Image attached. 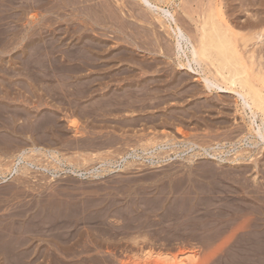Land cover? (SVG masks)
<instances>
[{"label":"rangeland","instance_id":"374dc122","mask_svg":"<svg viewBox=\"0 0 264 264\" xmlns=\"http://www.w3.org/2000/svg\"><path fill=\"white\" fill-rule=\"evenodd\" d=\"M42 1L45 2L41 4L40 2ZM110 1L111 2L109 3L116 6L118 10L121 6L125 5L124 8L130 13L133 11L129 7L133 4L137 5V3H139L137 5L138 9L140 5L142 8L140 0H123L124 2L121 0ZM211 1L175 0L174 5L177 8V18L184 24L186 13L197 15L199 11L201 12L203 8L209 7L216 0L213 2ZM226 1L229 14L232 13V10L234 9L233 7L237 6L238 3V5L242 4L238 0ZM255 1L257 3L261 2L259 4H262V7L264 8V0H253L251 3L256 4ZM0 2V7L4 4L2 7L3 10H5H0V31L2 33L5 30L10 31H5L4 34L0 32L2 35H0V88L3 87L1 88L2 94L10 92L8 93L10 96L6 93L9 97L6 96L5 98L3 95L6 94L2 95L0 92V95L3 98L0 99H2V102L7 103L5 105V112L8 111L3 113V115L10 116V119H7V117L5 118L9 124L11 122V125L13 124L12 127L11 125L10 127H7L9 124L7 123V125H5L3 123L5 120L4 116H0L2 119H0V122H2V125L0 124V136L3 135V138H5V135L8 136L6 133H10L11 135L9 134V136L12 138L10 143L8 141L7 143H5L6 141H4L3 144L0 143L2 144L0 147V239L2 238L4 240L5 237L4 242L6 241V243H8L9 241V246L11 245L14 252L26 249H28L29 252L30 249L33 250L35 252L33 255H36L37 257L36 264H48L49 262H51L50 264H157L154 259L145 258L144 254L148 249L151 251H169L172 253L187 252L189 258L184 264H244L240 251H238L239 248H236L234 245V242H236L234 241L236 240L234 238H237L240 232H237L239 234L236 233L237 235H235L236 237H234L233 240L230 238L231 231L234 229L233 227L235 225H241L242 222L239 223L240 221L247 219L245 216L253 217L250 215L252 207L255 208L256 212L263 210L260 211L261 214L260 212H254L253 214L256 215L259 213L260 217L262 216L261 220L264 219V200L262 201L261 199L262 197L264 199V190H262L264 187V184L262 185L264 182V175L261 177L262 173H264V166L261 165L262 171H260L261 173H258V182H260V184H256L253 176L255 174L254 169L250 168L253 166L252 158L254 157H250L251 155H256V157L259 156L258 159L262 162L261 164H263L264 144H260V146L257 145V147L255 146L256 144L252 145L251 140H254V138L249 134H247V136L251 139H247L248 141L244 140L243 143L238 142L247 132L246 129L249 124L248 122H250L249 120L252 115L250 110L246 111L240 108V106H237L236 98H234L232 93L217 90H213L209 93L206 92L205 88L201 86L202 84L198 83L199 79L192 77L193 73H188L189 79L186 83L187 87L183 86L185 92L181 89L182 92L180 91V94H182L179 98H176L179 96V93L178 95H173V99L170 95V97H162V101L160 99L161 97H159L160 100L158 98H154V100H152L153 98H149V100H147L149 104L139 106V109L137 110L133 108L135 112L134 110L133 112H128L127 109L123 108L124 105H118L123 109L119 111L117 109L115 111L116 106L114 107L113 105L111 107L107 106L109 107V112H112V110H110L113 109L112 107L115 108V113L112 112V114L104 112L105 110L102 109L101 106L96 108L97 110L94 109L97 114L93 112V117L92 115H89V117L83 116L81 115V111L80 116L72 115L69 107V104L71 105V103L70 101H67L64 93V91L68 89L71 91L72 87L66 86L67 89H65V80H63V76H61L62 72H59L60 74L58 73L59 75H56L58 77H54L56 73H54V75L53 73H50L52 72L51 70H53L51 64L52 59L50 58L51 53L49 52L51 36H47V40L49 38L47 42V48L49 50L46 51L49 53L46 54V51H44L43 53L45 54L43 55L46 56L39 55L40 57H38V54L30 47L31 50L27 48L30 43L29 40L26 39L22 41L20 39H11L9 37V35L14 32L16 33L18 30H20V32L27 30L31 19H34L35 17H40V19L42 18L46 21H48L47 19L50 21L54 20L55 17H57V12H51L52 10L49 9L54 6L56 0H7L6 3L5 0H1ZM102 2L106 1L102 0ZM6 4L7 6H5ZM39 4L41 6H39ZM101 4L104 5V3ZM43 5L44 7H42ZM134 5L133 7H135V9L133 10L140 12L141 9L137 11L138 9ZM229 7L231 8L229 9ZM170 8L173 10L172 5ZM87 9L90 13L91 10L89 9V6ZM57 11L64 14L66 12L65 15L67 17V13H72V15L76 13V11L73 12V10L69 8H67V11L63 9ZM248 14L249 13L245 11L243 18L245 19ZM2 15L4 17L5 15L8 16V19L6 17L4 18ZM72 15H70V17H73ZM58 24L63 26V24L66 23L65 20L62 19L57 21L56 25ZM75 27L76 26L73 25V28ZM104 29V27L99 28V30L97 28L99 33L101 31V35L95 33L96 36L103 40H109L111 37H109L108 34L115 33L113 41L118 43L119 39L116 40V35L117 37L121 35L114 31L112 33V28V30L105 29L108 30V32ZM93 34V32H89L90 36H93ZM4 35L8 36L4 38ZM103 44L105 45V43ZM118 50H121V48ZM20 52L22 54H19ZM59 54L60 51L56 52L54 55L59 56ZM60 55L59 60L61 61L62 59L65 61L66 59H63V55ZM141 58L145 59V57ZM76 62H78V60H73L71 63L75 64ZM117 63L119 62L117 61ZM131 64L132 63L130 62L128 65L130 66V70L132 69L133 71L135 69V71L137 70L140 72L136 74L138 77L136 75H131L124 80L122 79L124 77L119 73V75L117 74L119 80L115 75L113 77H116V80L114 82H110L109 80L107 84L109 86L113 85L114 87H120L119 84L121 83V85L125 87L127 85V80L128 82L134 81L131 83V85H134V88L135 85L136 88L139 84L142 85V82L144 84L146 80L140 79V69ZM122 65V63H119L114 67L107 69L108 74L112 69L115 70L117 68L119 70ZM88 69V71H92L87 72V69H83L85 70L83 71L84 73L81 72L80 74H84L85 76L90 75L91 77H93L92 74L94 76L97 75L95 78H102L101 80L103 83H106L108 78H112V75L109 74V77H105L106 80L104 79L103 74H106L105 70L97 71L98 68ZM10 70L13 71L14 74H11ZM46 70L50 72L48 73ZM118 70L117 72H121V69ZM32 73H40L43 76L48 74V77H42V84L46 87L47 85H49L48 87L51 85L56 86L57 90H55V92L57 91V94L61 92L63 93L58 96L54 94V92L55 99H51V95L48 92V94H43L45 92L42 89V91H40V89H38L39 87H36L37 85H32L33 89L31 88V84H29L30 86L28 85L29 88L25 87L26 82H31L29 76H31ZM50 74L53 75L52 77H54L55 80L49 79L52 78ZM80 74L75 73L74 76ZM148 74L149 73L145 75ZM134 76L135 78H132ZM142 76L144 77V75ZM95 78H91L94 79V82L96 81L94 87L99 89L102 85L101 90L104 92L100 89H97L93 93L89 91V95L87 94L86 97L88 99L90 98V100L92 99V95L97 91L98 92L95 96L103 97L108 93L107 91L112 88H106L105 86L104 89L103 85L105 84L100 82V80H95ZM124 81H126V83ZM138 82L139 84H137ZM5 83L8 84V87H6ZM195 84H197L200 89L196 91V94L194 93L192 95L191 89L194 88ZM43 85L42 87H44ZM58 85L59 88L57 87ZM9 87L10 89L11 87L14 88V90L8 89ZM184 87L187 90H185ZM27 88L30 90H27ZM62 88L65 90H62ZM76 88V86L72 88L73 93L74 90L80 89ZM37 90L39 91L38 93ZM189 90L190 93L186 92ZM29 91L31 92L32 97ZM144 91L145 90H141L142 93ZM11 93H14L15 95L12 96ZM34 93L37 97L38 94H42L45 97L47 104L37 106L39 104L37 102L35 105L36 101L39 99L42 100L44 97L42 96V99L35 98ZM80 93L81 90H78V95H80ZM85 94L86 93H83V96ZM184 94L186 96H184ZM60 95L61 98L59 100ZM70 95L71 94L69 93L67 96L69 97L68 100L71 99ZM11 96L14 98L12 99ZM62 96H64L65 99H62ZM47 97L50 98L48 99ZM86 97L84 99L82 97V101H87L88 99ZM32 99H35L36 101L34 100L33 102L31 101ZM56 99L63 104L59 105V102H57ZM10 101H13V103ZM55 102L57 103L55 104ZM83 103L86 104V102ZM137 103L133 104L137 105ZM65 104H68V106ZM21 106H23L24 110L26 108L27 110H30H25V112H27L25 114L24 111H21L22 109L19 108ZM15 107H18V110L14 109ZM107 107H105V109ZM238 108L241 109V112L243 111L244 118H241L240 113L237 112ZM36 109L37 112L35 111ZM31 110L33 115L30 113ZM40 111L42 112L40 113ZM96 111H98L99 114L101 112V114L99 115ZM33 112L36 113L34 114ZM52 112H56L55 117L58 119L56 120L59 121V124L56 123L58 126L54 123L55 117ZM14 113L16 115H14ZM171 113L173 117L169 115L170 117H168L171 118L169 119L167 114ZM44 114L49 115H47L48 117H45ZM113 114L115 115L113 116ZM30 115L32 120L29 119ZM35 115L38 116V118ZM51 115L54 118L51 117ZM59 115H61V117ZM71 116L76 117L80 121L79 126L81 131L79 133H76L75 129L69 124ZM39 118L40 122L43 118V122L48 120L47 118H52L54 121L53 123L55 124L53 125V123H51V126L49 125L50 123L47 124L44 129V135H42L43 133L41 134L42 136L37 135L32 130L33 124L31 122L36 124V121ZM103 118H106L109 121L107 124L99 123L98 126L95 120H104ZM13 120H15V122ZM257 120L260 122V117H257ZM7 121L4 122L6 123ZM17 127L18 129H16ZM59 127H61L62 130ZM4 128L7 129L5 130ZM178 128H182L184 134H179L177 131ZM53 130H59L61 134H59L58 131H56L57 133L52 132ZM163 130L168 132L170 136L169 143L165 144L166 149L163 150V148H157L153 151L150 150L149 153L143 151L140 146L146 144L145 142H151L152 138L157 139L158 142H164L168 139V137L165 138L167 135ZM48 132H51L50 134H58V137L60 135V138L54 134L49 135ZM112 133L114 135H111ZM228 133L232 134V136ZM34 134L37 136H34ZM96 135L97 138L95 139L94 136ZM104 135L106 137H104ZM33 136L36 140L42 138V141L37 140V142L40 143L41 146H43L42 144L44 143L43 147L45 149L57 148L56 150H58L60 147L61 150L59 149V153L56 154L59 157V160L54 159L53 161L52 158L44 157L42 162L41 160H37V165L36 162H34V165H31L27 162V159H30L28 156L25 161H17L16 159L19 155L18 152L21 150H26V152L29 150L30 152L27 153L33 154V152H31V147L33 145L29 147L32 143L31 137ZM111 136H115L116 138L113 143H109L110 140L107 138ZM44 137H47L45 141ZM20 138H22V141L24 140L23 143L28 141L29 146L27 143L23 144L24 147L20 144V146L15 145L14 140H20ZM149 138L150 141H147ZM48 140L51 142L49 143ZM80 140L84 142L82 145H80ZM90 140L93 142H90ZM98 140H102V142H98ZM106 140H108V142ZM86 141H89L87 145ZM96 142L98 143L97 145ZM105 142H107V145H105ZM108 144H110V146H108ZM7 145L10 146L7 147ZM12 145L13 147H11ZM45 145L47 146L45 147ZM85 145L86 147L83 149L82 146ZM15 146L16 148H14ZM91 147L94 149H91ZM133 147L136 148L133 150ZM252 148L254 149L251 150V152L244 151L245 149L250 150ZM242 151L244 156L241 158V161L243 162L247 160L243 162L245 165L243 166L244 168L242 165L232 164L228 160ZM252 151L255 152L253 153ZM81 153L86 155L88 160L85 159L84 162L78 164L75 157ZM109 155L113 157H111L113 161L112 163L108 162L107 164L106 161V163L101 162ZM260 157H262L261 160ZM72 161L77 162L76 165H72ZM44 163H48L47 167H45L46 165L41 166V164L43 165ZM205 164L206 166L208 165V167L214 165L212 167H214V169L217 168L215 169V172H217L219 177L216 174H211L208 167H205ZM228 165L232 168L230 167L231 169H228ZM249 165L251 166L247 167ZM239 166L243 170L245 167V170H247V168L250 169L243 175L244 172L242 170L240 171ZM226 169H228V171ZM233 169L237 173H232L231 171H234ZM238 178H240V183L242 184H244L243 181L247 179L246 181L249 183L254 182L252 183L253 185L251 184L253 187H261V189L258 187L256 188V190L260 189L258 190L259 192L255 190L258 194L252 191L255 188L252 189L250 184L248 186L252 190L249 187L248 189H244L243 187L245 186L238 183ZM213 185H216V188H214L216 190L212 191V187H214ZM204 187L206 188L204 189ZM206 189L209 191H204ZM249 190L251 191L249 192ZM252 192L256 194L257 198H254L255 194ZM257 195L260 198H258ZM227 205H229V208ZM244 207L247 209L244 210ZM234 209L236 211H234ZM15 236H19L22 240L19 237L18 240ZM227 237L230 241L226 239ZM11 239L15 243H12ZM23 240H26V242ZM21 241L24 242V244L22 242L23 246H21ZM227 241L228 243H226ZM17 242L20 243V248L17 246L18 249L16 248V244L19 245ZM47 245L51 247H49V249L54 253L45 250L46 247H48ZM43 250L50 252L49 254L47 253V256L49 255V257L45 256L46 252ZM108 255H110L109 258ZM30 260L32 259L28 260L27 258L24 262L29 263L31 262ZM248 262L250 264L253 263L251 261H245L246 264H249Z\"/></svg>","mask_w":264,"mask_h":264},{"label":"bare ground","instance_id":"6f19581e","mask_svg":"<svg viewBox=\"0 0 264 264\" xmlns=\"http://www.w3.org/2000/svg\"><path fill=\"white\" fill-rule=\"evenodd\" d=\"M6 1L7 0H5V3H6ZM8 1H10V0H8ZM105 1L106 2H102V0H56V3L54 4V6H52L49 9V10H52L51 12H53V11L57 12L56 13L57 17H55L54 20L50 21L49 19H47L48 21H46L45 19H42V18L40 19V17H35L34 19H31L30 25H29L27 30L22 31V32H20V30H18V31L15 30L18 33L14 32L11 35H9L10 33L8 34L11 39H20L22 41H24L26 39L29 40L30 43L28 42L29 44H28L27 48L29 50H31V49L34 50V52L38 54V57L45 54V53H43L44 51L50 49L49 52L51 53V56L50 55H48V56H50V58L52 59L51 64H52L53 70H51L52 72H50L48 70H46V71L48 73L49 72L53 73V75H54V73H56L54 75V77L59 72H62L61 76H63V80H65V82H64L65 86L63 85L65 87V89H67L66 86H68V87L70 86L72 88L74 86H76L77 88H80V89H78L79 91L81 90L80 95H78V90H74V93H73L72 88H71V91H69V89L64 91L65 98H67V101H70V103H71V105L69 103L68 104H69L70 112L72 113V115H76V116L79 115L80 116V111H81V113H82L81 115L89 117V115H92L93 112L95 113L94 109L97 110L96 108H99L101 106H102V109L105 110L104 112L107 113V112H109V109H108L109 107H107V106L111 107L113 105H114V107L116 106L115 107L116 109L114 107H112L113 109H110V110H112V112H114V109H115V111L117 109L119 111V110H122L123 108L127 109L128 112H133L134 109L135 110L139 109V106L148 105L149 103L147 102V100H149V98L150 99L153 98L152 100H154V98L159 99V97H161L160 99L162 101V97L166 98V97L172 96V99H173V97L175 95H178V93H179V96L176 98H179V97H181L182 93L180 94V91H181V89H183V86L187 87L186 83L189 79L188 75L193 73L192 77L199 79L198 83L202 84L201 86L203 88H205L206 92L209 93L213 90H217V91L232 93L234 95V98H236L235 100H236L237 106H240V108H242L243 110H246V111L250 110L252 115H251L250 120H249L250 122H248L249 124H248V127L246 129L247 132L245 133V135L242 136V138L239 141L238 140L237 141L239 143L240 142L243 143L244 140L248 141L247 139H251V138H249V136H247V134H249L250 136H252L254 138V140H251L252 145L256 144L255 146L257 147V145L260 146V144H264V8L262 7V4H259L261 2L257 3L255 1L256 2V4H255V3H251V2H253V0H238L243 5L242 4L238 5L239 4L238 3L237 6L233 7L234 9L232 10V13L229 14L228 13L229 10L227 11V9H228L227 1L226 0H216L209 7L203 8L201 12L199 11L200 13L198 12L197 15L192 14V13L191 14L186 13L185 16H186V19H188V20L185 19V22L183 24L182 22H180V19L177 18V13H176L177 8L174 5L175 0H140L142 3V8L140 7L141 6L140 5L139 9H138L137 5L139 3H137V5L133 4L138 9L137 11H139L141 9L140 12H136V10H133V9H135V7H133V5H131L129 8L132 9V11H133L132 13H130L129 11L126 10V8H124L125 5L121 6V8L119 6L120 9L118 10L116 6L109 3V2H111L110 0H105ZM121 1H123V0H121ZM126 1H128V0H126ZM213 1H211V2H213ZM234 1H237V0H234ZM43 2H45V1H42L40 3L43 4ZM118 2H120V1H118ZM101 3H104V5ZM126 3H128V2H126ZM45 4H47V3H45ZM204 4H203V7H204ZM249 4H251V5H249ZM3 5L4 4H2V6ZM44 5L42 7H44ZM171 5L173 7V10L170 8ZM2 6L0 7V10H3ZM5 6H7V4ZM39 6H41V5L39 4ZM88 6H89V9L91 10L90 13H89V11H87ZM126 6H128V5H126ZM67 8L73 10V12L76 11V13H74V15H72V13L71 14L69 13L73 17H70V15L68 13H67V15H68V17H67L65 15L66 12L64 14V13L57 11V10L61 11V9L67 11ZM230 8L231 7H229V9ZM46 10H48V9H46ZM3 11H5V10H3ZM245 11H247L249 14L244 19L243 16H244ZM69 12H71V11H69ZM37 16H38V14H37ZM5 17L8 19V16L5 15ZM62 19L65 20V23L67 24V26H66V24H63V26L61 24L56 25L57 21L62 20ZM73 21H75V22H73ZM5 22H6V20H5ZM79 22H81V23H79ZM60 23H61V21H60ZM2 24H4V23H2ZM73 25H75L76 27L73 28ZM101 27H104L105 29H110V30L113 29L112 33H113V31L118 32V34L121 35L119 37H117V35H116V40L119 39L118 43L113 41V39L115 38V36H114L115 33L110 34V35L108 34V36L111 37V39H109V40L105 39L106 36L104 37L105 40L98 38V36H96L95 33H97L98 35H101V31H100V33L98 32L99 28H101ZM97 28H98V30H97ZM5 31H7V30H5ZM105 31L108 32V30H105ZM4 32L3 33L1 32V33L4 34ZM7 32H10V31H7ZM89 32H93L94 33L93 36H90L92 33L89 35ZM7 36H5L4 38H6ZM47 36H51L49 49L47 48V45H48L47 42L49 40V38L47 40ZM0 39H1V37H0ZM103 43H105V45ZM24 48H25V46H24ZM45 48H47V49H45ZM120 48H121V50H118ZM59 51H60V54L63 55V59L67 60V61L65 60L66 62L63 61L62 59H61V61L59 60V56H61L60 54H59V56L54 55L56 52H59ZM49 52L46 51V54ZM19 54H22V53L20 52ZM43 56H46V55H43ZM141 57H145V59H143ZM73 60H76V61L78 60V62L73 64V63H71ZM115 61H116V63H115ZM117 61L119 63L123 64L119 68V70L121 69V72H117V70H118L117 68L115 70L114 69L110 70L109 74L112 75V76L110 75L112 78H110V79L108 78L106 80L105 77L106 78L109 77L107 69L114 67L115 65L119 64V63H117ZM130 62L132 63L131 65H134L135 67L140 69V71H141V75L139 74L141 77L140 79H144V80H146V82L144 84L142 82V85L139 84V82H138L137 84H139V86L137 85L138 86L137 88H136V85H135V88H134V85H131V83L134 81L128 82V80H127V85L126 86L124 85L125 87H123L121 85V83L119 84L120 87H114L111 83L110 84L112 86H109L107 84V82H109V80H110V82L111 81L114 82L116 80L117 74L119 75V73L124 77V78H122L124 80H126L125 78L128 76L136 75V74L140 73L137 70L135 71V69L133 71H132V69L130 70V66H128L130 64ZM62 63H63V65H62ZM88 68H90V69L91 68H93V69L98 68L97 71L105 70L106 74L105 75L103 74V76H104V79L106 80V83H103V81L101 80L102 78H100V79H99V77L95 78V76H97V75L94 76L92 74L93 77H91L90 75L85 76L84 74L83 75L80 74L81 72L85 71L86 69H87V72L92 71V70L88 71L89 70ZM83 69H85V70H83ZM97 71H96V73H97ZM18 72H20V71H18ZM12 73L14 74L13 71H11V74ZM75 73H79L80 75L74 76ZM147 73H149L148 74L149 76L145 75ZM18 75H19V73H18ZM43 75H44V72H43ZM43 75H41L40 73H38V74L32 73V75L29 76L31 82H26L25 87H28L29 84H31V88H32V85H34V86L37 85L36 87L37 88L39 87L38 89H40V91L43 90L45 92V93H43V92H41V93H43V94L49 93L51 95L50 96L51 99H55L54 94L59 96V94L63 93V92H61V93L57 94L56 93L57 91L55 92V90H57L56 86L51 85L50 87H48L49 85H47V87H46L45 85H43L42 84V77H46L48 74H46L45 76H43ZM50 75H51V77L53 76L52 74H50ZM115 75H116V77H113ZM142 75H144V77ZM54 77L49 78V79L53 80ZM56 77H58V76H56ZM90 77L95 78V80H100V82L105 84V85H103L104 89H105V86H106V88L107 87H112V88L110 90H108L107 91L108 93H106V95H104L103 97L95 96V94L98 92L97 91L95 94L92 95V97L90 96L92 98L90 100V98L88 99L86 97L87 94L89 93V91L91 93H93L98 89V88L94 87V83H96V81L94 82V79H91ZM132 78H135V76ZM46 79H48V78H46ZM117 79H118V77H117ZM59 80H60V76H59ZM26 81H28V80H26ZM129 81H130V79H129ZM44 82H45V80H44ZM124 82L126 83V81H124ZM42 85L44 87H42ZM9 86H10V84H9ZM201 86H199V87H201ZM6 87H8V84H6ZM12 87H11V89L14 90V88H12ZM57 87L59 88V85ZM101 87H102V85H101ZM101 87H99L100 90H101ZM1 88H3V87H1ZM1 88H0V92L2 94ZM28 88H27V90H30ZM8 89H10V87ZM60 89H61V87H60ZM63 89L64 88H62V90ZM198 89H200V88H198L197 84H195L194 88L191 89L192 95L194 93L196 94V91H198ZM141 90L142 91L145 90V91L142 93ZM185 90H187V89L185 88ZM101 91H103V90H101ZM182 91H184V89ZM38 92L39 91L37 90V93ZM186 92L190 93V90L186 91ZM6 93H3V94H6ZM8 93H10V92H8ZM35 93H36V91H35ZM35 93H34V95H35ZM69 93L71 94L70 100H68L69 97H67L69 95ZM83 93H86L84 96L88 99L87 101H82V97H83V99L85 98L83 96ZM7 94L3 95L4 98L7 96ZM81 94H82V96H81ZM185 94H187V93H185ZM185 94H184V96H186ZM11 95L13 96L15 94L11 93ZM23 95H24V93H23ZM30 95H31V92H30ZM30 95H29V97H30ZM199 95H201V94H199ZM9 96H7V97H9ZM42 96H43L42 94H38V97L35 95V98L37 97V98L42 99ZM58 96H56V97H58ZM184 96H182V97H184ZM31 97H32V95H31ZM62 97H63L62 99H65L64 96H62ZM0 98H2L1 95H0ZM13 98L14 97H12V99ZM60 98H61V95L59 97V100H60ZM2 99H0V116H2L3 113H6L8 111L7 110L5 112V105L7 103L2 102ZM43 99L45 100V97ZM43 99L42 100L39 99L38 101H36L35 99H32L31 101L34 102V100H35L36 101L35 105L38 102L39 104L37 106H40V105L47 104L46 100L44 102ZM168 99L170 101H172L170 98H168ZM181 99H183V98H181ZM7 100H8V98H7ZM205 101H207V100H205ZM57 102H59V101L57 100ZM57 102H55V104ZM60 102L58 103L59 105L63 104ZM83 102H86V104H84ZM11 103H13V101ZM133 103H137V105H135ZM208 103H207V105L209 106ZM68 104H65V105L68 106ZM104 105H105V107H107L106 108L107 110L105 109ZM118 105H121V106L124 105V106H123V108H121ZM25 106H27V105H25ZM67 106H65V107H67ZM21 107H19V108L22 109L21 111H24L25 114L27 113V112H25V110L26 111L30 110V109L27 110V108L24 110L23 106H21ZM32 107H34V106H32ZM17 108L18 107H15L14 109H17ZM36 108H38V107H36ZM130 108H131V110H130ZM240 108L237 109V112L240 113L241 118H244L243 111L241 112ZM62 110H64V109H62ZM135 110H134V112H135ZM33 111H34V109H33ZM35 111L37 112V109ZM42 111H40V113ZM36 112H33V113L35 114ZM68 112H69V110H68ZM96 112H98V111H96ZM112 112H109V113L112 114ZM15 113H16V111H15ZM15 113H14V115L17 114V113L15 114ZM30 113H31V115H33L32 110ZM52 114H54V117H55L56 112L55 113L52 112ZM95 114H97V113H95ZM98 114H99V112H98ZM100 114H101V112H100ZM31 115L29 116L30 118L28 117L30 120H32ZM38 115H40V114H38ZM44 115H45V117H48L47 115H49V114H47V115L44 114ZM114 115L115 114H113V116ZM169 115H171V117H173L172 113L167 114V117ZM3 116H4V118L7 117V119H10V116L8 117V115L5 116V114H4ZM59 116L61 117V115H59ZM36 117L38 118V116H36ZM51 117H53V116L51 115ZM92 117H93V115H92ZM104 117H105V115H104ZM257 117H260V122H258ZM17 118H18V116H17ZM44 118H43V120H44ZM106 118L105 119L103 118L104 120H98L97 119V120H95V122H97V125L99 123L100 124L101 123L107 124V122L109 120H107L108 118L107 119ZM0 119H1V117H0ZM47 119L48 120L50 119V120L49 121L45 120L43 122V120L41 119L42 121L40 122L39 121L40 118H39L36 121V124L31 122L33 124V125L31 124L33 126V127L31 126L33 128L32 129L33 132L36 133L37 135H40V136L44 135L45 126L49 123H50L49 125L51 126L52 125L51 123L54 122L52 120V118H47ZM56 119L57 118L55 117V119H54L55 124L59 122V121H57L58 119L57 120ZM70 119H71L69 121L70 126L75 129L76 133H79L81 131L80 126H79V122H80L79 119H77L74 116H71ZM169 119H171V118H169ZM113 120H115V119H113ZM4 121H7L6 118ZM4 121H3V123L5 125H7L8 121L6 123ZM13 121L15 122V120H13ZM17 122H18V120H17ZM1 123L2 122H0V124ZM11 123L10 124L8 123L9 125H7V127L8 126L10 127ZM23 123H25V122H23ZM54 123H53V125H55ZM28 124H30V123H28ZM92 124H96V123H92ZM12 125H11V127H12ZM91 126H93V125H91ZM59 128L61 129V127H59ZM16 129H18V127ZM59 130H56V131H58L59 134H61L60 131L62 129L60 131ZM56 131L53 130L52 132H56ZM177 131L181 135L184 134V130L182 128H178ZM164 132L167 135V136H165V138L168 137V139L166 141L158 142L157 139L152 138L151 142H149V143L145 142L146 144L140 146L142 148V150L146 151L148 153L150 152V150L153 151L157 148L158 149L163 148V150H165L166 149L165 144L169 143L170 136H169L168 132H166V131H164ZM22 133H23V131H22ZM48 133H49V135L54 134V133L50 134L51 132H48ZM6 134H8V136L5 135V138H3V135L0 136V143L3 144L4 141H6L5 143H7V141L10 143V141H12L11 136H9L10 133H6ZM228 134L232 136V134H230V133H228ZM37 135L34 134V136H37ZM108 135L110 136L109 133H108ZM111 135H114V134L112 133ZM34 136L31 137L32 143L30 144V146L28 144V141L27 142L25 141V143H27L29 147H31L33 145L31 147V152H33V154H30V153L28 154L27 152H30L29 150L27 152H26V150H21L20 152H18L19 155L17 156V159H16L17 161H19V162L25 161L28 156L30 157V159H27V162L31 165H34L35 164L34 162H36L37 160H39V161L41 160V162H42L44 157L52 158L53 161H54V159L59 160V157L56 154L59 153L58 150L60 149V147L58 148V150H56L57 148L52 145L56 149H52V148L51 149L50 148L45 149L43 147L44 143L42 144L43 146H41L40 143L37 142V140L42 141V138L41 139L38 138L36 140L34 138ZM55 136L58 137V134ZM104 137H106V136L104 135ZM46 138L44 139V141L46 140ZM58 138H60V135ZM94 138L96 139L97 135L94 136ZM107 138L110 140L109 143H113L116 140L115 136H111V137H107ZM21 139L22 138H20V140ZM27 139H29V138H27ZM171 139H173V138H171ZM20 140L19 139L14 140V142H15L14 144L17 146L19 144L21 146H23V144H25V143H23L24 140L23 141L22 140L20 141ZM230 140H231V138H230ZM54 141H55V139H54ZM91 141L92 140H90V142ZM95 141H94V143H95ZM99 141L100 140H98V142ZM106 141L108 142V140H106ZM147 141H150V138ZM48 142H49V140H48ZM63 142H64V140H63ZM86 142H87L86 143V145H87L89 141H86ZM100 142H102V140ZM107 142H105L106 144L105 143L104 144L107 145ZM181 142H183V141H181ZM77 143H79V142H77ZM82 143H84V142L81 141L80 145H82ZM2 144H0V147L2 146ZM97 144L98 143L96 142V145ZM101 144H103V143H101ZM48 145H50V144H48ZM86 145L82 146L83 149H84V147H86ZM90 145H91V143H90ZM8 146H10V145H7V147ZM46 146L47 145H45V147ZM52 146H50V147H52ZM108 146H110V144H108ZM11 147H13V145ZM93 147H91V149ZM14 148H16V146ZM26 148H27V146H26ZM135 148L136 147H133V150ZM263 148H262V150H263ZM205 149H207V148H205ZM253 149L254 148H252L250 150L245 149L244 151H246V152L250 151L251 152V150H253ZM259 152H260V150H259ZM109 156H107L106 159H103V161H101V162L106 161L107 164H108V162L112 163L113 157L112 156L109 157ZM243 156H244V153L242 151L241 153L237 154L235 157H231V159H228V158L227 159L232 164L240 165V166L242 165V167H243V166H245L243 164V162L247 161V160H245L243 162L241 161V158H243ZM252 156H254L252 158L253 162L251 161L253 166L250 167L251 165H249L247 167L254 169V173H255L253 175L254 180H255L256 184H258V183L260 184V182H258V178H259L258 173L260 171H262L261 165L264 166V161H263V164H261L262 162L259 161V159H258L259 156L256 157V155H251L250 157H252ZM75 159L77 160L78 164H81V162H84L85 159L88 160L87 156L83 155L82 153L78 154V156L75 157ZM261 159H262V157H260V160ZM221 161H222V159H221ZM77 162L72 161L71 164L76 165ZM47 164L48 163H46V164L44 163L43 165L41 164V166L46 165L45 167H47ZM36 165H37V162H36ZM212 166H214V165H212ZM212 166L208 167V165L206 166V164H205V167H208L209 172H211V174H216L218 176L217 172H215L216 171L215 169H217V168L214 169V167H212ZM240 166H239V168H240ZM230 167L231 166H229L228 169L232 168V167L231 168ZM250 168H247V170L249 171ZM228 169H226V170L228 171ZM245 169H246V167H245ZM245 169L243 170L240 168V171L242 170L244 172L243 175L247 173L246 172L247 170H245ZM225 171H223V172H225ZM263 171H264V169H263ZM231 172L232 173L238 172V174H239L238 168H237V172L235 170L231 171ZM232 173H230V174H232ZM240 175H241V173H240ZM240 175H239V177H240ZM263 175H264V173H262L261 177H263ZM232 176H234V175H232ZM249 176H251V175H249ZM218 177H217V179H218ZM236 177H237V175H236ZM248 177H246V178H248ZM215 178H216V176H215ZM241 178H242V175H241ZM236 180H237V178H236ZM246 180H244L243 181L244 184H242V183H240V178H238V183H240V185H242V186H245V187H243L244 189L245 188L248 189V187H249L248 185L249 184L251 185L252 183H254V182L249 183ZM251 180H253V179H251ZM263 184H264V182L262 183V185ZM252 185H251L252 189L255 188ZM215 186L212 187L213 189L211 188L212 191L216 190V189H214V188H216ZM257 187L258 186H256V188ZM205 188L206 187H204V189ZM256 188L253 190L251 188L250 189L255 192ZM258 188L261 189V187H258ZM260 189H257L256 191L259 192L258 190H260ZM207 190L208 189H206L204 191H207ZM251 190H249V192ZM262 190H264V187ZM212 191H210V192H212ZM257 192H255V193L258 194ZM246 193H247V191H246ZM252 193H251V195H252ZM255 193H253V194H255ZM256 194L254 195L255 197L253 195L252 196L254 198H257ZM263 194H264V191H263ZM258 198H260V197L258 196ZM261 199H262V201L264 200L263 197ZM227 206L229 208V205H227ZM246 209L244 207V210H246ZM248 209H249V207H248ZM251 209H252V211H251L250 215H252L253 217L248 216V217H251V218H248L245 216V218H247L246 219L247 221L243 219L244 221L242 220L239 222V223L242 222L241 225L240 224L237 225L238 227L235 225L236 227L235 226L233 227L234 229L231 231V237L230 238L233 239L234 237H236L235 235L239 234L237 232L238 231L240 232V234L237 236V238H234L236 240H234V239L233 240L236 241V242H234V245L236 248H239L238 251H240V255H241V258H242L244 264H246L245 261L253 262L251 264H261V263L264 264V219L261 220L262 216L260 217L259 213L256 215L253 214L254 212H256L254 207H252ZM234 211H236V210L234 209ZM260 211H263V210H260ZM260 211H257V212H260ZM260 214H261V212H260ZM11 235H12V233H11ZM18 237L19 236H17L16 238L18 239ZM12 239H14V238H12ZM12 239H11V241H12ZM226 239H228V241H230L228 237ZM4 240H5V237H4ZM4 240L2 238L0 239V264H3V263L4 264L5 263L6 264H10V263L11 264H15V263L16 264H18V263L19 264H36L37 257H36V255L35 256L33 255V254H35V252L33 250L30 249V252H29L28 249H26V250L21 249L22 251L18 250V251H16L17 252L16 253V252H14V249L12 250L11 245L9 246V244H10L9 241H8V243H6V241L4 242ZM23 241L26 242V240H23ZM23 241H21V246H23V244H24ZM228 241L226 243H228ZM19 242H17V243H19ZM22 242H23V244H22ZM12 243H15V242L12 241ZM25 244H27V243H25ZM50 245H51V243H50ZM17 246H19V248H20V243H19V245L16 244V248L18 249ZM47 246L48 247H46L45 250L52 252V250L49 249L50 246L49 245H47ZM233 249H234V247H233ZM44 252H46L45 256H47V253L48 254L50 253L47 251H44ZM52 253H54V252H52ZM51 255H50V257H51ZM144 255H145V258L154 259L157 264H184L185 262H187V260L189 258L187 252L172 253L169 251H151L149 249L145 252ZM109 256L110 255H108V258H109ZM47 257H49V255ZM27 258H28V260L32 259V260H30L31 262L25 263L24 261ZM50 263L51 262H49L48 264H50Z\"/></svg>","mask_w":264,"mask_h":264}]
</instances>
